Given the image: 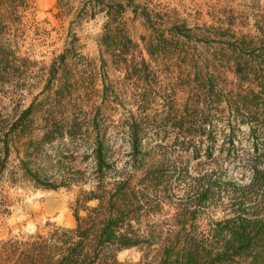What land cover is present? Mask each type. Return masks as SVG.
<instances>
[{
  "label": "rangeland",
  "instance_id": "rangeland-1",
  "mask_svg": "<svg viewBox=\"0 0 264 264\" xmlns=\"http://www.w3.org/2000/svg\"><path fill=\"white\" fill-rule=\"evenodd\" d=\"M69 1L67 9L71 12L63 13L57 0H32L20 22L9 26L5 39L16 56L28 61H19L11 74L8 71V76L0 80V110L11 112L18 103L23 110L34 99L44 102L64 83V95L74 105L73 113L92 116L95 112L90 108L98 109L112 160H117L119 167L131 158L128 139H124L119 126L130 115L140 122L143 130L137 162L141 167L134 172L133 183L159 170L170 202V208L162 206L155 215L144 217L142 228L157 224L166 229L177 212L174 204L182 201L195 211L193 222L198 233L216 229L223 230L220 241L244 239L249 221H260L255 227L264 231V180L256 178L247 163L254 156V146L263 144L264 138L252 133L259 127L256 120L249 123L244 118V123H232L235 129L231 137L226 122L230 106L233 114L244 117L249 113L256 119L264 113V97L253 74L264 65V0H135L148 7L154 29L160 25L166 40L150 57L142 39L157 45V36L141 19L132 21V15L125 14L129 37L139 45L142 57L158 76L148 83L125 80L124 72L101 67L97 41L104 19L100 14L94 19H80L78 11L85 0ZM174 24L185 28L181 29L183 37L172 40L166 31ZM62 54L67 56L65 65H54ZM193 66L203 70L204 76H211L221 100L219 109L206 111L214 115L212 128L216 129L211 132V127H206L204 134L194 136L185 133L178 123L188 99L180 73L192 74ZM236 66L254 70L239 81L234 73ZM0 69L1 77L7 69ZM53 69L57 73L54 77L50 71ZM103 77L112 90L107 94L109 100L102 104ZM249 90L254 95L248 96ZM240 91H244V108ZM200 107L198 110L203 111ZM70 111L67 108L64 112ZM184 143L195 146L198 155L193 147L183 150ZM258 171L264 175V164ZM2 193L7 213L0 215V242L46 234L53 227L75 226L70 207L76 188L52 191L25 185L5 187ZM197 197L204 198L199 207L191 204V199ZM260 237L264 239V234ZM116 256L122 264H139L142 253L128 249ZM233 261L243 264L239 258ZM215 263L219 264L216 258Z\"/></svg>",
  "mask_w": 264,
  "mask_h": 264
},
{
  "label": "trees",
  "instance_id": "trees-1",
  "mask_svg": "<svg viewBox=\"0 0 264 264\" xmlns=\"http://www.w3.org/2000/svg\"><path fill=\"white\" fill-rule=\"evenodd\" d=\"M31 1L0 0V68L7 69L0 77L1 81L3 76H8V71L11 74L12 67L19 61H28L16 56L5 36L9 26L20 22L21 14L26 12ZM69 2L57 0V6L63 13H69ZM78 12L80 19H94L98 14L104 19L103 32L97 41L98 59L103 69L111 67L122 71L125 80L143 83H148L152 77L157 80L156 72L142 57L139 45L129 37L124 20L128 12L132 21L141 19L143 25L154 32L158 38L157 45L142 41L147 54L150 57L156 55L155 47L166 40L160 25L154 29L148 7L135 0H85ZM183 28L184 25L174 24L166 32L174 40L184 36ZM66 57V54L60 55L54 65H65ZM190 69L192 74L180 73L188 99L184 104L186 112L180 115L178 123L186 130L185 133L194 136L204 134L206 127H214L215 117L207 112L211 108L219 109L221 100L214 90L211 76H204L199 67ZM252 69L236 66L234 73L239 81H243L244 77L250 76ZM50 71L53 77L56 76V69ZM253 74L258 78L256 87L260 88L259 94L264 97V65ZM64 76L67 81L65 73ZM101 82L100 100L103 104L109 100L107 94L111 93L112 87L106 83L105 77ZM65 91L63 83L44 102L34 99L23 110H20V103L11 112L0 110V215L7 213L6 197L2 193L5 187L28 185L52 191L76 188L70 207L75 226L53 227L46 234L35 233L0 242V264H122L116 255L128 249L142 253L139 264H216L215 258L219 264H225L224 260L237 264L234 258L241 259L243 264H264V239L260 237L264 231L255 227L260 221H249L250 228L243 231L247 234L244 239L220 241L218 237L223 230L210 229L207 233H198L193 222L195 211L188 209L186 205L189 203L182 206L180 201L174 204L177 212L166 229L157 224L142 228L144 217L155 215L162 206L170 208V202H167L161 176L157 174L159 170L146 173L133 183L134 172L141 167L137 162L143 130L140 122L130 115L119 126L124 139H128L131 157L119 167L117 160H112L113 152L107 142L106 130L100 125L98 109L90 108L95 112L92 116H78L72 112L74 105L67 101ZM247 93L248 96L254 95L253 90ZM239 98L244 108V94ZM199 106L204 110H198ZM67 108L71 109L70 113L64 112ZM141 109L145 110L144 105ZM229 110L231 115L226 122L230 137L235 126L239 122L244 123L245 118L249 123L256 120L259 127L252 133L264 138V113L255 119L249 113L245 117L244 114H233L231 106ZM232 123L235 126L231 127ZM211 128V132L216 129ZM189 147H193L198 155L195 146L184 143L182 148L187 151ZM81 151L83 153L79 157ZM247 163L256 178L264 180V175L260 176L258 171L264 164V143L254 146V156ZM203 199L193 198L191 204L199 207Z\"/></svg>",
  "mask_w": 264,
  "mask_h": 264
}]
</instances>
